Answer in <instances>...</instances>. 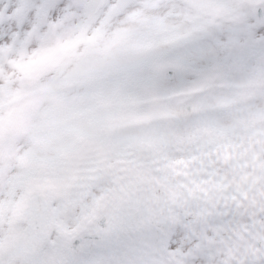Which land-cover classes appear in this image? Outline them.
Masks as SVG:
<instances>
[{
	"label": "snow or ice",
	"instance_id": "obj_1",
	"mask_svg": "<svg viewBox=\"0 0 264 264\" xmlns=\"http://www.w3.org/2000/svg\"><path fill=\"white\" fill-rule=\"evenodd\" d=\"M0 264H264V0H0Z\"/></svg>",
	"mask_w": 264,
	"mask_h": 264
}]
</instances>
